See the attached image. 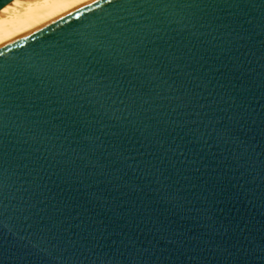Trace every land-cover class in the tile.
<instances>
[{"label": "water", "instance_id": "95a60500", "mask_svg": "<svg viewBox=\"0 0 264 264\" xmlns=\"http://www.w3.org/2000/svg\"><path fill=\"white\" fill-rule=\"evenodd\" d=\"M137 3L0 30V264H264V0Z\"/></svg>", "mask_w": 264, "mask_h": 264}, {"label": "snow or ice", "instance_id": "6c2138e0", "mask_svg": "<svg viewBox=\"0 0 264 264\" xmlns=\"http://www.w3.org/2000/svg\"><path fill=\"white\" fill-rule=\"evenodd\" d=\"M60 2V0H0V15H4L6 18L0 20V30L6 29L16 18L17 14L27 15L38 11L41 6ZM77 3H82L83 0H76ZM93 3L101 7V15L99 19L104 22V28L95 36L89 38L84 37V43L88 47H96L97 45L103 47L105 44H111L116 39L118 33L113 35L115 28H123L124 24H117L116 21H125L133 25L138 21L132 19L134 16H138L136 9L142 7L137 3V0H104V3L109 6L110 10H105L99 5V0H92ZM113 19L109 22L108 18ZM4 65L0 64V71H3Z\"/></svg>", "mask_w": 264, "mask_h": 264}, {"label": "bare ground", "instance_id": "6f19581e", "mask_svg": "<svg viewBox=\"0 0 264 264\" xmlns=\"http://www.w3.org/2000/svg\"><path fill=\"white\" fill-rule=\"evenodd\" d=\"M61 1H64V0H60V2ZM55 3H58V2H54V3H49V4H46V5H43V6H41L40 7V9L41 8H44V7H47V6H50V5H52V4H55ZM19 16H22V15H19V14H17V17H19ZM6 17L4 16V15H0V20H4Z\"/></svg>", "mask_w": 264, "mask_h": 264}]
</instances>
